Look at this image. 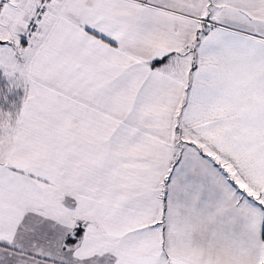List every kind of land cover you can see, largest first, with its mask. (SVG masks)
<instances>
[{
  "label": "snow or ice",
  "instance_id": "6c2138e0",
  "mask_svg": "<svg viewBox=\"0 0 264 264\" xmlns=\"http://www.w3.org/2000/svg\"><path fill=\"white\" fill-rule=\"evenodd\" d=\"M0 264H264V0H0Z\"/></svg>",
  "mask_w": 264,
  "mask_h": 264
}]
</instances>
